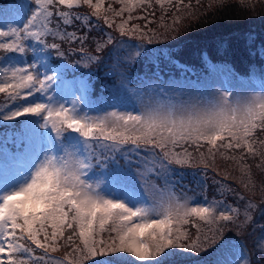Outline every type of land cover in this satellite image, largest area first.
I'll return each instance as SVG.
<instances>
[{"label":"snow or ice","instance_id":"1","mask_svg":"<svg viewBox=\"0 0 264 264\" xmlns=\"http://www.w3.org/2000/svg\"><path fill=\"white\" fill-rule=\"evenodd\" d=\"M114 2L121 5L119 10L112 7V2L105 8L104 0H34L29 9L24 0L19 7L30 10V15L23 26L0 30V52L21 57L32 48L29 41L39 45L40 51L55 50L60 58L65 56L61 43H49V37L68 44L78 42L80 47L70 50L83 54L77 63L82 62L85 68L100 63L101 57L84 48L87 33L68 31L76 21L95 29L91 18L96 17L112 28L114 18L127 12V18L115 24V30L141 41H118L119 47L128 48V54L107 73L119 77L121 90L135 93L134 111L90 115L77 106L76 100L71 107L55 101L48 93L58 80L62 81L66 67L63 61L59 67H51L46 58L10 67L0 64V94H4L0 124L12 122L14 126L22 118L19 140L25 142L23 153L16 155L5 146L7 141L0 143V257H6L0 258V264H127L123 254L148 264H189V253L199 254L213 245H218L214 248V264H253L252 254L240 240L220 242L219 238L229 224L243 235L247 226L254 224V215L264 213V181L258 205L252 199L256 186L250 168L242 163L246 156L259 157L257 168L264 171V67L250 64L245 79L227 64L218 67L206 61L211 73H227L225 83L234 88L238 84L236 91H213L172 78L162 87L164 82L156 81L161 80L165 68H174L177 73L188 69L176 57L175 45H146L169 39L166 33L177 31L182 17L173 13L172 23L165 25L161 16L154 29L149 27L154 19L133 16L137 8L151 9L153 0ZM155 4L167 12L165 5L171 7L173 0H155ZM220 4L222 7L223 0ZM81 6L91 9V14L71 11ZM181 7L190 5L175 0L176 10ZM134 19H146V23L143 27L129 26ZM106 37L96 42L97 53L113 43L110 33ZM170 39L175 41L176 37ZM234 39L244 44L249 55H258L264 61V41L257 47L250 30ZM226 44L230 48L232 39L219 41L220 47ZM141 61L144 74L134 76L133 70ZM38 63L46 69L44 73H40ZM133 79L147 84V90L129 88ZM75 84L76 90L85 94L91 89L88 79ZM236 150H241L238 157ZM118 156L123 157V165L116 164ZM217 157L235 161L247 177L240 183L250 193L248 197L214 181L221 196L229 193L239 201L247 200L243 219L239 205L219 199L192 206L191 197L176 191L178 181L171 179L176 173L173 165L211 167L215 171ZM16 159L23 160L27 171L7 179L8 162ZM134 163L138 165L136 171ZM109 164L115 167L108 168ZM97 170H103V187L102 181L89 178ZM184 175L179 173L181 179ZM150 177L162 179L163 187ZM229 178L225 173L224 179ZM137 179L142 182V190L129 196V185L134 186ZM254 245L264 255V235L257 237ZM36 249L43 250L42 254L35 255ZM62 250V257L48 255Z\"/></svg>","mask_w":264,"mask_h":264},{"label":"trees","instance_id":"2","mask_svg":"<svg viewBox=\"0 0 264 264\" xmlns=\"http://www.w3.org/2000/svg\"><path fill=\"white\" fill-rule=\"evenodd\" d=\"M196 0H184V4H191V2H194ZM3 3L8 2L7 0H2ZM153 5L155 4V0H153ZM193 5L190 6V9ZM200 6V5H197ZM155 6H153L154 8ZM165 7L169 8L167 12H164L161 9V16L164 17V21H170V18L172 17L173 13H177L182 11L180 9L179 11L175 8V0H173V5L170 7L168 5H165ZM204 7V6H202ZM83 8V7H81ZM183 8V7H181ZM1 9V7H0ZM6 10V7H5ZM16 10L10 9L8 13L5 14L8 16H11ZM85 11L89 12L91 14V11H88L85 9ZM150 19H158L157 16L159 14L153 10H149ZM154 14V16H153ZM160 16V19H161ZM257 17V21L249 20V23H257L256 27H252L250 24L247 23L245 20L246 17ZM159 20V19H158ZM96 22V21H95ZM169 23H172L169 22ZM132 23H129V26ZM186 32L182 35H179V30L177 28V31L170 32L174 37H176L175 41L170 39L173 36H167L169 39H166L164 43L168 45H175L173 48V51H177L176 57L178 58L179 62L186 66L188 71L187 72H181L177 73V71L173 69L165 68L164 71L161 72V80L156 81V83L160 84L161 81L164 83L168 80L169 77L175 78V79H183L185 82H200L202 80L208 79L210 80L212 76L214 75L221 81L226 78L227 73H211L210 68L208 66L207 62H210V64L217 65L218 67L227 64L228 66L232 67L237 74L240 76L246 77V73L249 72V65L255 64L258 67H264V61L260 60L259 56H251L249 55L248 51L246 50L244 44L241 41H238L234 39L235 37L239 36L241 33L250 31L255 34L256 41H257V47H259L260 42L264 41V3H262V6L259 7V5H256L255 8H250L248 12H245L244 9L241 6L238 5H224L221 7V5H218L214 7L213 9H209L203 12V15L197 18L194 22L187 23L186 24ZM157 28V25H156ZM162 29V28H160ZM81 31H84L83 28H81ZM115 36H119L120 33L118 31H110ZM164 32V31H163ZM178 32V33H177ZM232 39V46L229 48L227 47V44L224 47L219 46V41L221 40H229ZM118 41H126L129 44H138L137 42H140L139 40H134L130 38L129 36H119L115 38V43ZM141 43V42H140ZM150 48H161L165 47L166 45H157V46H148ZM125 51L124 53L128 54V48L124 47ZM93 49L95 50V47L93 46ZM65 50V48H64ZM63 50V51H64ZM96 56L101 57V52L97 53L94 52ZM123 53V54H124ZM122 54V58L124 57ZM47 56V55H46ZM57 57V56H56ZM58 59V57H57ZM116 58H110L108 63H103L101 66H97L96 62H93L89 64L87 68L82 66L81 63H77V61L73 58V60H68V57L65 56L62 59H58L59 61L55 63H48L51 67H59L61 64V61L66 65L64 67L62 72V81H68L69 83L73 84L76 81L82 79H88L91 83V89L86 94L88 103H89V109L90 113L94 114L98 111H101L103 107H105L107 104L109 97V91L104 90L102 87V84L106 85L110 82V75H107V68L110 69L112 65H114ZM42 73L45 72L44 67H40ZM82 73H91L92 75L86 78L82 77ZM135 73H139L141 76L144 74V67L143 62L141 61L136 68L133 70V75L135 76ZM49 75L52 73L49 72ZM247 78V77H246ZM108 79V80H106ZM60 81V80H59ZM132 86L141 85L139 81L133 79V81L130 83ZM190 84V83H189ZM97 100V102H95ZM22 132L21 125H11V123H6L3 126L0 127V143L7 141L5 146L10 150L12 145L15 146H22V152L24 151L25 142L23 140H19V135ZM260 161L259 157L252 158L246 156L247 163L254 164L255 160ZM135 160V159H134ZM125 163L123 157L118 156L116 159V164L123 165ZM135 163L133 164V170L135 168ZM115 165L109 164L108 168H113ZM173 167V166H172ZM253 167V166H252ZM176 169V173L172 175L171 179L174 181H178L176 184V191L179 192V194H182L185 190L188 191L191 194H194V189H187L185 186V183L187 185H190L192 182H198L199 181V188L197 189L198 195L196 197V201H202L201 203L205 202V196L207 193L205 190L207 189V192L210 189V186L217 188L214 190V199H224L227 203L228 201L233 202V205H239L241 208V217H243V209L244 206H241V202H238L237 196L235 194H229L226 193L224 196H221L218 191V184L214 183V181L224 183V181L230 183L231 188L235 190L236 193L241 195H246L247 192L245 189H240V181L242 179L246 180V175H236L238 177L237 182L235 181L236 178H234L232 175L227 180L224 179V176L214 171L212 168L203 169L202 167H192V168H186L188 171L183 170L184 168L179 167H173ZM199 170H201V174H205V181L198 179L199 178ZM180 172H184L185 175L181 179L179 176ZM232 172V171H230ZM103 173V170L101 171ZM193 173H196L195 176H193ZM258 173H261V181H264V171H261L259 169ZM103 182L105 181V177L102 174ZM160 185H163L162 179H158ZM225 182V183H226ZM133 185H129V188L133 192H139L142 189L140 188L139 184H137L136 181L133 182ZM159 185V186H160ZM209 201H212V196L208 197ZM260 199H256L253 201L260 204ZM253 212L255 213L256 210L254 209ZM262 213H256L254 217L260 216ZM193 233L195 231H192ZM247 251L251 253L250 247H248ZM214 253V252H213ZM211 253L208 256H204V258L198 260H192L189 262V264H214L215 256ZM52 255L58 256L59 253H51ZM95 259V258H93ZM198 260V261H197ZM90 264V262H88ZM259 264L260 260H259Z\"/></svg>","mask_w":264,"mask_h":264},{"label":"rangeland","instance_id":"3","mask_svg":"<svg viewBox=\"0 0 264 264\" xmlns=\"http://www.w3.org/2000/svg\"><path fill=\"white\" fill-rule=\"evenodd\" d=\"M8 2L3 3L2 0H0V30H6L9 27H22L23 26V22H26L27 16L30 15V10H25L22 9L20 11V18L19 19H15V18H9L8 15L5 16L6 13L9 12L10 9H14L17 10L19 8V5H21L22 3H24V0H7ZM28 4H29V9L31 8L34 0H27ZM112 2V7L116 10H119V8L121 7V5L119 3L114 2V0H104V7L106 8L108 3ZM262 3H264V0H223V4L224 5H238L241 6L245 12H248L250 8H255L256 5H259V7L262 6ZM192 6V8H181L182 11L175 13L177 16L182 17L181 22L176 26L178 28V32L179 35H182L183 33L186 32L187 28H186V24L187 23H191L194 22L197 18H199L200 16L203 15V12L209 9H213L214 7L221 5L220 4V0H199V2L194 1L191 2L190 6ZM200 5V6H197ZM155 6L154 8L152 7L151 9H148L147 11H145L143 8H137L134 12H133V16H143L146 17L147 19H150V14H149V10H153L154 12L156 11L159 16H157V18L159 19H154V22L149 24V27L151 28H156V25H158L161 21L160 16H161V8L159 5H153ZM204 6V7H202ZM6 7V10H5ZM62 9L64 6H60ZM83 7V8H81ZM80 8H74L71 11L73 12H78L80 14H88L90 15L89 12L85 11H91V9H89L87 6H81ZM67 10V9H64ZM188 13H190V15H188ZM108 15L111 17V13H108ZM128 13L125 12L123 14V17H115L114 18V25L112 28H109L106 24H104L103 19H100L99 21H97L96 17H92L91 18V22L93 24H96L97 27L95 29H88L85 27L81 26V22L80 21H76L74 23L73 26L68 28V31H78L79 34L83 35L85 33H87L88 35V39L86 40L85 44H84V48L90 52L92 55H95V50L93 49V46L95 47L96 42L98 40H104L106 39V34L110 33L114 39H113V43L111 45H108L103 52H101V62L97 63V66H101L103 65V63H108L110 58H116L114 64L117 62L118 59H122V54L125 51V48H121L119 47L118 43H115V38L119 37V36H115L112 32L110 31H116L115 30V24H119L121 22L122 19L127 18ZM253 20V21H257L258 18L257 17H246V21L248 24H250L252 27H256L257 23H249V21L247 20ZM173 20V15L170 18V21H164L165 25L171 24L169 22H171ZM96 21V22H95ZM129 23L132 24H139L141 25V27L144 26V24L146 23V19H134L129 21ZM81 28L84 29V31H81ZM251 30V29H249ZM159 32L163 33L164 29H158ZM119 32V31H118ZM174 32V31H172ZM177 32V33H178ZM176 34V33H175ZM175 34H172L170 31H168L166 33L167 36H173ZM164 41H166V39H161L159 41H155L152 45H148V46H157V45H168L166 43H164ZM48 42L52 43V42H57V43H61V51L64 50L66 56L68 57V60H73V58L76 61H80L81 60V56L83 55L82 53H80L79 51H71L70 49H77L80 47L79 43H72V44H68L66 42H60V41H53L51 37L48 38ZM141 42V41H140ZM140 42H137L138 44ZM109 49H111V52H109ZM30 51L31 48L29 49V51H27L22 57L19 54H15V53H2L0 52V64H3L5 67H10L11 65H16L18 63H23L24 61H28V62H32V58L30 55ZM42 54L47 55L46 61L48 63H55L57 61H59L58 59H62L60 57H58L55 53V50H51L48 49L46 51H40L37 50ZM174 53H178L177 51H174ZM12 54H15V58L12 57ZM127 54L124 53L123 56H126ZM58 59H57V57ZM44 58H41L40 60H43ZM56 64V63H55ZM38 69L40 71V73H42L41 68L39 66L38 63ZM109 72V68H107V73ZM86 74V73H85ZM110 82L107 83L106 85L102 84V87L104 90L109 91V98L114 97L115 100H113L114 105H111L109 108H106L103 111H129V110H133V105L136 104V98H135V93L133 92H127L126 90H121L120 88V79L118 76H112L110 75ZM82 77L86 78L87 76L82 75ZM171 77L168 78V80L161 84L162 87H166L167 86V82L169 81ZM175 79V78H172ZM108 80V79H106ZM176 80H180V79H176ZM190 83V82H189ZM159 84V83H158ZM192 86H196V87H204V88H210L211 90L215 91L216 89H219L220 92L225 91V89H227L228 91H236L239 90V85H236V87H232L231 84L229 85L230 87H224L223 84H221L218 81L215 80H202L200 82H195V83H190ZM61 90L62 92H59L56 95H52L51 92L48 93V95L52 96L55 98V101H58L60 103H65L66 106L71 107L72 106V102L74 100L77 101V106L83 110L84 112H86V107H84V101L83 99H80V97L82 96V92L81 91H77L76 89H72L69 88V84L67 82H63L61 84ZM129 88H143L145 91L148 88L147 84L144 85H137V86H132L131 84L128 85ZM255 87H259L258 85H256ZM4 94H0V101L3 100ZM39 98V97H37ZM186 98V97H185ZM117 99V101H116ZM95 102H97V100H95ZM124 102H127V104L124 105ZM0 107H3V104H0ZM103 111H98L94 114L89 113L90 115H96V114H102ZM6 123H11L12 122H5L3 124H0V127L3 126ZM22 124V118H18V122H16L14 125H21ZM44 131V130H41ZM241 150H236V156L238 157L240 154ZM135 159V158H133ZM255 162L254 164H250L247 163L246 159L245 161H243L242 163H244L248 168H250L251 171V175L254 179L255 182V195L252 197V199L256 200V199H260L259 201H261V194H260V184H261V173H258L259 169L257 168V165L260 164V161H257V159H254ZM253 166V167H252ZM173 167H179L176 165H173ZM216 172L223 175L225 173H228L229 176L232 175L234 178H236V182L238 180V177H236V175H242L244 173H242L240 171L239 165L232 160H223L219 157H217L216 159ZM138 168V165H135V168L133 171H136ZM180 168V167H179ZM211 168V167H210ZM181 169V168H180ZM183 170L188 171V169L184 168ZM27 169L24 167V163L21 165V163H17L14 165H10L9 164V172H8V177L7 179H11L13 177L17 176V173H26ZM232 171V172H230ZM245 175V174H244ZM231 177V176H230ZM2 178V177H0ZM18 178V177H17ZM150 179H153L154 182L157 184L158 187H163V185H160L159 180L156 179L155 177H150ZM200 180L205 181V174H201V170H199V178ZM137 182V184L142 183L139 179L135 180ZM163 181V180H161ZM224 181V184L226 186L231 187L230 183ZM238 183V182H237ZM134 184V183H133ZM160 185V186H159ZM185 186L187 187V189H194L195 193L191 194L188 191H184L182 193V195H186L188 197H191V203L192 206H196V205H204L205 202L201 203L202 201H196V197L198 195L197 189L199 188V181L198 182H192L190 185H187L185 183ZM240 189H244L242 187V185L239 186ZM217 188V186L215 188L210 186L209 191L207 192V189L205 190V192L207 193V195L204 197L205 200H208V197L212 196V200L214 199V190ZM201 189V188H199ZM179 193V192H177ZM245 197L250 196V193L247 192L246 195H244ZM243 204H241V206H244L245 203L247 202V200L245 201H239ZM228 204L233 205V202L228 201ZM234 206V205H233ZM241 219H243V217H241ZM261 226H264V213H262L260 216H257L256 218L254 217V224H249L246 228V230L244 231L243 235H238L237 234V229L229 224L227 229H225V232L223 234V237L219 238L220 242H223V240H240L241 243L246 247V249H248V247H250L251 249V254H252V261L253 264H259V260L261 264H264V255H262L260 252H257L255 250V245H254V240L261 236L264 235V228H262ZM191 231H195L194 229H192ZM103 238L107 239V233L103 234ZM78 242V241H77ZM30 243V241L28 242ZM218 245H213L212 247L207 248L205 251L200 252L199 254H195V253H189L188 257H189V262H191L192 260H195L198 258V260L204 258V256H208L209 254L214 252V248L217 247ZM32 247L35 249V245H32ZM43 250L41 249H36L35 251V255H40L42 254ZM59 253V255L57 254ZM55 254H57L58 256L52 255L51 252L48 254L49 256L52 257H62L63 256V250L62 251H58L55 252ZM3 259H6V257H0ZM123 258L127 261V264H148V262H142V261H137L135 257H132L130 254H123ZM197 260V261H198ZM196 264V261H195ZM210 264V263H209Z\"/></svg>","mask_w":264,"mask_h":264}]
</instances>
